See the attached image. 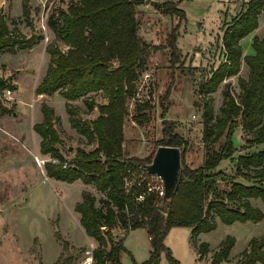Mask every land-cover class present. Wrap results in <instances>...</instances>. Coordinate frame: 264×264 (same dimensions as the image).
<instances>
[{"label":"trees","instance_id":"obj_1","mask_svg":"<svg viewBox=\"0 0 264 264\" xmlns=\"http://www.w3.org/2000/svg\"><path fill=\"white\" fill-rule=\"evenodd\" d=\"M183 1L186 0L153 2L157 10L179 20L168 37L172 63L182 57L177 42L181 21L186 20L185 11L179 6ZM142 3L143 0H72L67 9L54 8L48 19L55 34V40L46 48L50 63L35 90L38 95L48 96L59 92L68 101L98 92L107 98L105 104L86 101L89 109L98 108L96 119H84L77 106L66 104L72 127L89 141L97 142L92 151L76 148L69 166H63L65 157L59 148L63 139L58 129L62 120L55 110L44 103L43 120L34 126L41 136V152L60 161L47 162L48 177L67 183L82 180L105 193L102 208L97 205V197L87 190L82 192V201L75 207L87 235L98 242L93 252L95 264H105L108 257L112 264H121L119 254L127 248L125 239L116 238L113 232L119 223L129 231L147 230L152 248L149 258L140 264H160L163 253L170 264H181L165 243L173 227L191 229V241L202 260L211 249L209 243H199L198 237L216 229L219 220L233 224L259 222L264 218V211L252 204L253 199L264 202V38L254 37V54L244 55L241 45L259 27L264 0H249L246 8L225 28L222 36L225 61L200 84L206 118L203 137L207 145L219 143L218 147L209 149L204 162L192 167L186 161L185 142L173 132V125L164 129L159 146H176L182 150V177L169 200L143 187L125 186L128 170L146 172L156 152L144 159L129 157L123 146L124 122L129 115V101L136 95L139 71L145 69L151 54L159 49L138 33L137 6ZM23 16L27 20L31 16V6L26 0ZM42 38L13 33L6 19L0 17V56L31 49ZM58 41L68 49L63 50ZM243 60L250 68L248 80L240 79L238 98L226 86L220 113L215 114L212 94L227 77L239 73ZM5 85L1 80L0 87ZM171 92L169 87L161 98L163 113L167 111L164 103ZM152 109L149 101L137 102L133 119L139 124L146 123ZM12 111L0 101L1 114ZM237 128L248 134L240 147L234 140ZM225 161L233 163L234 173L222 167ZM143 192L145 199L139 201L137 197ZM62 241L65 249L68 243ZM235 243L236 239L228 235L212 252L210 264L228 261ZM257 262L264 263V235L252 238L235 264Z\"/></svg>","mask_w":264,"mask_h":264},{"label":"rangeland","instance_id":"obj_2","mask_svg":"<svg viewBox=\"0 0 264 264\" xmlns=\"http://www.w3.org/2000/svg\"><path fill=\"white\" fill-rule=\"evenodd\" d=\"M26 1L31 6L28 20L23 16L24 0H0V17L6 19L13 33L43 37L31 49L0 56V81L6 83L5 87H0V101L13 109L8 114L0 113V222L3 227L0 230V264H80L86 260L87 250L97 248L98 242L85 233L75 207L82 201V192L87 189L97 197V205L102 208L105 193L93 184L85 185L82 180L67 183L47 178V162L57 164L60 161L57 159L54 162L56 158L41 152V136L34 126L43 120L41 108L44 103L55 110L62 120L58 129L63 144L59 148L69 166L76 148L92 151L97 147V142L89 141L72 127L66 104L70 102L77 106L80 117L96 119L99 116L98 108L89 109L86 101L105 104L107 98L98 92L68 101L59 92L51 96L36 93L50 63L46 48L55 40V34L48 25L49 14L54 8L67 9L72 0ZM154 1L163 3L177 0H143L137 6L139 35L146 42L159 46V49L151 54L145 69L139 71L135 83L136 95L129 101V115L124 122L123 146L129 157L147 158L161 143L165 127L173 125V132L185 142L187 163L197 167L204 162L207 151L219 145H207L203 137L206 118L200 84L225 61L222 41L225 28L246 8L249 0L181 2L179 6L184 9L186 20L181 21L178 30L177 45L182 57L176 63L171 62L168 37L173 27L178 26L179 20L157 10L153 6ZM255 36L264 38V12L260 15L259 27L241 41L244 55L255 53L252 47ZM57 44L63 50L68 49L62 41ZM249 75L250 68L243 60L239 73L227 77L212 94L215 114L220 113L226 86L238 98L241 93L239 81L248 80ZM169 87L172 92L164 103L168 107L163 113L161 98ZM5 89L13 90L11 100L4 96ZM146 101L151 103L153 109L149 120L139 124L133 119L135 105ZM164 119H168L166 123ZM234 137L240 147L248 134L237 128ZM253 150L255 148L249 151ZM36 157L45 160V163L40 166ZM222 167L234 173L232 162L225 161ZM252 204L264 211V202L260 199H253ZM121 224L113 231L116 238L125 239L127 248V251L119 254L120 263L146 261L152 248L147 230L138 228L129 231ZM228 235L234 237L236 243L232 248L233 257L222 264H235L249 240L264 235V218L259 222L233 224L219 220L216 229L202 233L201 239L214 248ZM62 240L68 243L65 249ZM165 243L181 264H210L212 261V254L206 260L199 259L189 227L173 228ZM160 264H170L166 253L162 254Z\"/></svg>","mask_w":264,"mask_h":264},{"label":"water","instance_id":"obj_3","mask_svg":"<svg viewBox=\"0 0 264 264\" xmlns=\"http://www.w3.org/2000/svg\"><path fill=\"white\" fill-rule=\"evenodd\" d=\"M168 119H164L166 123ZM73 148L71 147V150ZM147 171L159 175L165 186L164 198L173 197L182 177V150L176 146L160 145L153 160L146 167Z\"/></svg>","mask_w":264,"mask_h":264},{"label":"built area","instance_id":"obj_4","mask_svg":"<svg viewBox=\"0 0 264 264\" xmlns=\"http://www.w3.org/2000/svg\"><path fill=\"white\" fill-rule=\"evenodd\" d=\"M4 96L7 100H11L13 98V90L12 89H5L4 90ZM37 163L42 166L43 163H45V160L40 159L39 157H36ZM54 162L57 161V159H53ZM64 167L68 166V162H64ZM125 186L127 188H130L133 185H136L137 187H143L146 188L148 192H154L158 195V197H164L165 195V186L162 178L157 174L149 173L148 171H140L136 172L133 170H128V176L125 179ZM146 193L143 192L140 194L137 199L139 201H143L145 199ZM94 249L87 250V257L84 262H81L80 264H95L94 260ZM111 258H107L105 261V264H112ZM255 264H264L261 262H257Z\"/></svg>","mask_w":264,"mask_h":264},{"label":"crops","instance_id":"obj_5","mask_svg":"<svg viewBox=\"0 0 264 264\" xmlns=\"http://www.w3.org/2000/svg\"><path fill=\"white\" fill-rule=\"evenodd\" d=\"M47 178H49V177H47ZM0 180H1V174H0ZM85 184V183H84ZM85 185H88V184H85ZM85 190H87V189H85ZM263 210V209H262ZM79 218V217H78ZM79 221H80V218H79ZM81 225V224H80ZM82 226V225H81ZM83 227V226H82ZM3 227H2V224H1V222H0V230L2 229ZM173 228H175V227H173ZM172 228V229H173ZM84 229V228H83ZM171 229V230H172ZM84 231H85V229H84ZM85 233H86V231H85ZM87 234V233H86ZM202 234V233H201ZM201 234L199 235V237H198V239H199V243L200 242H203L202 241V239H201ZM89 238H91L90 236H88ZM0 238H1V233H0ZM150 238V237H149ZM92 239V238H91ZM166 240V239H165ZM249 242H250V240H249ZM249 242H248V244H247V246L245 247V249L246 248H248V246H249ZM220 245V244H219ZM219 245L217 246V247H214V248H211V246H210V249H211V253H209L204 259H202V260H206L207 259V257L208 256H210L211 254H212V252L213 251H215L218 247H219ZM124 246H125V240H124ZM126 247V246H125ZM245 249H243V251L245 250ZM243 251H241L240 253H242ZM198 256H199V254H198ZM233 256H232V250H231V253H230V256H229V259H231ZM143 263V262H142ZM140 264V263H139Z\"/></svg>","mask_w":264,"mask_h":264}]
</instances>
